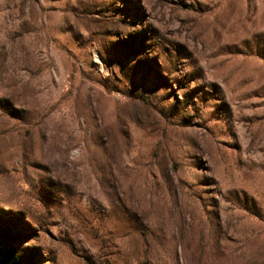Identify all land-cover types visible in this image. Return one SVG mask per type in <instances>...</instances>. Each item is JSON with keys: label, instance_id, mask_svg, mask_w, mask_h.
Returning a JSON list of instances; mask_svg holds the SVG:
<instances>
[{"label": "rangeland", "instance_id": "obj_1", "mask_svg": "<svg viewBox=\"0 0 264 264\" xmlns=\"http://www.w3.org/2000/svg\"><path fill=\"white\" fill-rule=\"evenodd\" d=\"M5 247L264 264V0H0Z\"/></svg>", "mask_w": 264, "mask_h": 264}, {"label": "trees", "instance_id": "obj_2", "mask_svg": "<svg viewBox=\"0 0 264 264\" xmlns=\"http://www.w3.org/2000/svg\"><path fill=\"white\" fill-rule=\"evenodd\" d=\"M0 264H23L16 257V250L13 247L0 249Z\"/></svg>", "mask_w": 264, "mask_h": 264}, {"label": "crops", "instance_id": "obj_3", "mask_svg": "<svg viewBox=\"0 0 264 264\" xmlns=\"http://www.w3.org/2000/svg\"><path fill=\"white\" fill-rule=\"evenodd\" d=\"M14 249H15V248H14ZM16 257H17V259H18L21 263L25 264V263L22 262L21 259L19 258V255L17 254V252H16Z\"/></svg>", "mask_w": 264, "mask_h": 264}]
</instances>
